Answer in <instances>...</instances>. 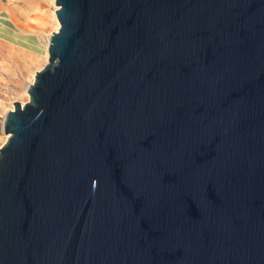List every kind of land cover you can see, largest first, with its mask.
Listing matches in <instances>:
<instances>
[{
    "label": "water",
    "instance_id": "1",
    "mask_svg": "<svg viewBox=\"0 0 264 264\" xmlns=\"http://www.w3.org/2000/svg\"><path fill=\"white\" fill-rule=\"evenodd\" d=\"M3 120L0 264H264V0H54Z\"/></svg>",
    "mask_w": 264,
    "mask_h": 264
},
{
    "label": "rangeland",
    "instance_id": "2",
    "mask_svg": "<svg viewBox=\"0 0 264 264\" xmlns=\"http://www.w3.org/2000/svg\"><path fill=\"white\" fill-rule=\"evenodd\" d=\"M23 5V4H22ZM36 7L42 10L34 14L29 12L27 17L18 21L21 24L33 25L31 32L21 29L19 27H13L11 24H3V28L8 29L18 35V37L27 36V32L32 34L38 41V49H33L29 43L28 38H22L18 40H9L5 37H0V146H2L7 136L2 130L3 120L6 113L13 109L15 101L21 104L29 100L27 93V86L33 81L34 74L39 70L47 61L48 54L45 52L47 35H51L52 31H56L57 19L53 13L55 8L54 0H40L36 3ZM4 10V7H0V11ZM55 10V9H54ZM37 21L31 19V17L40 16ZM59 26V25H58ZM31 35V36H32ZM48 43V41H47ZM13 46L8 56V46ZM47 50V49H46Z\"/></svg>",
    "mask_w": 264,
    "mask_h": 264
},
{
    "label": "bare ground",
    "instance_id": "3",
    "mask_svg": "<svg viewBox=\"0 0 264 264\" xmlns=\"http://www.w3.org/2000/svg\"><path fill=\"white\" fill-rule=\"evenodd\" d=\"M20 5H21L20 2L18 0H15L14 3H13V5L9 6L7 8V10L3 14H1V16H0L1 17L0 18V37H2V38L5 37V38H7L9 40H18V39H20V42L22 41V38H25V41H27L26 40V37H27L28 40L31 42V43H29L31 45V47L33 49H38V47H39L38 41L35 39V37H33L32 34H29L27 32L26 33L27 36H25V37L23 36V37L20 38V37H18L17 34L11 33L13 31L10 32V30L3 28L4 27L3 24H7V23L11 24V22H12L13 25L15 24L17 27H19L21 29H24L26 31H30L31 32L33 25H31L29 23H27V24H21V23H18V21L21 20V18H22L21 15H23L24 17H27L28 11L30 10L31 7L34 8V10L36 11L35 12L36 14L38 12L41 13L42 10L39 9L38 7H34L35 2H32L31 0H29V1H25L24 0L23 5L22 6H20ZM17 7H19V8H17ZM20 8H22V10ZM56 8L57 7L55 6L54 9H56ZM54 9H53V13L55 14V10ZM40 18L42 19L44 17L41 14H40V16L31 17V19L34 20V21H37ZM15 25L13 27H16ZM58 25L59 24H58V21H57L56 28L58 27ZM48 38H49V35H47L46 47L44 49L45 52L47 51L46 49H47V41H48ZM29 41H27V42H29ZM8 47H9V49H8V51H9L8 52V56H9L10 51L13 48V46L10 45ZM6 136L8 137V135H6Z\"/></svg>",
    "mask_w": 264,
    "mask_h": 264
},
{
    "label": "crops",
    "instance_id": "4",
    "mask_svg": "<svg viewBox=\"0 0 264 264\" xmlns=\"http://www.w3.org/2000/svg\"><path fill=\"white\" fill-rule=\"evenodd\" d=\"M14 1L15 0H0V7L1 6H3L4 7V10H2V11H0V16H1V14H3L6 10H7V8L9 7V6H11V5H13V3H14ZM19 2H20V6H22V4L24 3V0H18ZM25 1H29V0H25ZM32 2H35V5H34V7H36V3H38L40 0H31ZM19 6V7H20ZM19 7H17V8H19ZM21 10H22V8H20ZM34 12V14H36L35 12V10H34V8L33 7H31L30 8V10L28 11V13L29 12ZM37 15H38V13H37ZM21 17H23V18H25L23 15H21ZM1 18V17H0ZM22 19V18H21Z\"/></svg>",
    "mask_w": 264,
    "mask_h": 264
}]
</instances>
